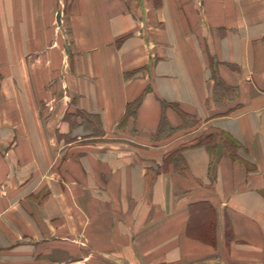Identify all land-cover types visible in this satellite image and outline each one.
I'll use <instances>...</instances> for the list:
<instances>
[{
  "label": "crops",
  "instance_id": "1",
  "mask_svg": "<svg viewBox=\"0 0 264 264\" xmlns=\"http://www.w3.org/2000/svg\"><path fill=\"white\" fill-rule=\"evenodd\" d=\"M66 4L0 0V264H264V0Z\"/></svg>",
  "mask_w": 264,
  "mask_h": 264
},
{
  "label": "trees",
  "instance_id": "2",
  "mask_svg": "<svg viewBox=\"0 0 264 264\" xmlns=\"http://www.w3.org/2000/svg\"><path fill=\"white\" fill-rule=\"evenodd\" d=\"M215 67L213 66V69ZM214 72V71H213ZM214 76L212 80L214 81V87H213V102L215 104L223 103L229 100L235 99L237 97L236 90L234 88L226 86L222 80L216 77V74L213 73ZM135 75V72L132 73V76ZM131 76V77H132ZM142 97L137 99L135 102L130 103L127 107V112L125 115V118L123 122L121 123V126L125 125L130 118H135L138 108L140 107L142 103ZM174 108L177 109V112L180 116V118L183 121L182 127H190L195 126V121L191 120V116L181 112L177 106H174ZM80 119V121L78 120ZM65 120L68 121L71 125V133L74 134V132L80 128L83 130H86V132L90 135V137L97 138L101 135H98L101 133L102 130V120L100 115H94V114H88L82 111H77L74 114H67L65 116ZM176 130L171 128L169 124L166 121V117L162 118L159 130L157 132V138H165L167 136H171ZM99 132V133H98ZM156 138V137H155ZM178 159L181 160V154L175 155Z\"/></svg>",
  "mask_w": 264,
  "mask_h": 264
},
{
  "label": "rangeland",
  "instance_id": "3",
  "mask_svg": "<svg viewBox=\"0 0 264 264\" xmlns=\"http://www.w3.org/2000/svg\"><path fill=\"white\" fill-rule=\"evenodd\" d=\"M70 1H71V0H65V3H67V4H66V9H67V7H68V3H70ZM59 16L61 17V14H60ZM94 115H98V114H94ZM78 120L80 121V119H78ZM102 127H103V125H102ZM77 131H80V133H83V134H84V133H85V134L87 133L86 130H82V129H80V130H76L75 132H77ZM75 132H74V133H75ZM98 133H99V132H98ZM105 133H106V132H105L104 128H102L101 133L98 134V135H101V136H99V137H97V138H99V139L103 138V136H105ZM71 136H72V133H71ZM71 136H70V138H71ZM67 140H68V139H67ZM173 157H174V156H173ZM228 230H229V229L227 228V229H226V233L229 232Z\"/></svg>",
  "mask_w": 264,
  "mask_h": 264
}]
</instances>
